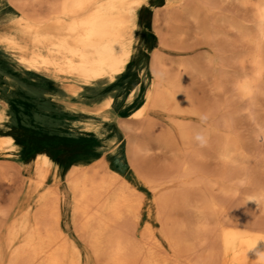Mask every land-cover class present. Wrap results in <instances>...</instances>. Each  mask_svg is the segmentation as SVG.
<instances>
[{
  "label": "bare ground",
  "instance_id": "1",
  "mask_svg": "<svg viewBox=\"0 0 264 264\" xmlns=\"http://www.w3.org/2000/svg\"><path fill=\"white\" fill-rule=\"evenodd\" d=\"M205 2L53 0L45 8L42 6L37 16H32L20 0H0V75L15 89L26 84L28 92L47 97L44 105L48 110L58 113L62 108L78 116L74 125L94 137L92 148L73 156L69 164L47 151L35 153L32 161L27 162L25 157L29 154L23 148L27 124L30 120L41 122L45 130L55 132L59 129L58 118L50 114L27 115L24 104H15L9 96L11 87L0 92V129L5 132L0 134V149H7L8 157L28 170L36 187L46 185L37 194L33 214L26 210L23 217L7 227L5 243L13 246L6 264H91L67 233L72 226L100 264H171L169 254L148 246L146 239L155 237L149 224L143 226L139 237L129 231L132 220H142L140 207L145 199L125 173L122 147L125 144L128 154V139L113 145L123 134L114 129L113 119L118 115L123 122L143 124L155 112L159 114V108H164L171 111L168 124H174L173 111L196 112V102L181 73L190 64L177 60L173 61L178 66L176 70L166 67L163 36L156 42L151 31L152 21L162 9L167 16L174 11H191L196 16L199 10L195 6ZM257 12V27L264 34V0L257 4ZM23 79L30 81L25 83ZM247 88L245 85L244 89ZM179 124L186 131L191 129L189 121ZM62 175L64 183L60 187ZM185 202L190 203L187 199ZM216 206L211 200L200 211L205 215L206 211L214 213ZM65 210L68 215L64 216ZM220 219L212 228L204 224L190 232L194 238L208 239L211 248L188 263L255 264V253L264 251V241L245 255L247 244L250 238L264 235V227L247 215L242 221L228 216L227 224ZM119 221L123 223L120 230L114 226ZM21 234V241L13 244ZM162 234L179 256L193 252V242L187 234L172 230Z\"/></svg>",
  "mask_w": 264,
  "mask_h": 264
},
{
  "label": "rangeland",
  "instance_id": "2",
  "mask_svg": "<svg viewBox=\"0 0 264 264\" xmlns=\"http://www.w3.org/2000/svg\"><path fill=\"white\" fill-rule=\"evenodd\" d=\"M51 1L20 0L23 9L32 16H37L42 6L45 8ZM210 1L195 6L199 10L196 16L191 11L190 14L188 11H174L167 16L166 10L162 9L157 13L156 20L152 21L154 40L158 42L161 34L164 39L162 51L166 67L171 71L176 70L178 66L173 61L177 60L190 64L181 73L196 102V112L173 111L174 124H168L171 111L164 108H159L160 113L155 112L143 124L123 120L118 124L123 134L113 143L115 146L125 138L128 139V154L127 149H124L125 144L122 147L125 173L134 184L132 186H138V190L143 192L145 199L140 207L142 220H132L129 231L139 237L143 226L149 224L155 237L146 239L148 246L165 255L169 254L167 257L169 259L171 256V264L193 262L198 254L205 255L210 250L208 239L202 240L190 235L197 226L207 224L212 228L217 220L221 221L220 218L227 224L225 218L228 216L242 221L244 215H247L249 220L264 227V201H261L259 208L254 201L245 203L247 194L264 188V34L257 27V4L262 0ZM22 81L29 83L30 80ZM24 85L21 84L20 89L16 90L0 75V92L11 87L13 90L9 96L15 104H24V96L30 93ZM245 85L247 89H244ZM202 115L208 116L206 122L201 121ZM181 121H189L191 129L184 130L180 125L182 123L179 124ZM3 130L0 129V134L5 133ZM197 131L207 135L206 147L201 148L194 140ZM33 137L30 135L27 138L28 150L23 143L24 151L29 154L25 157L27 162L32 161L35 153L44 151L39 149V139ZM75 144L73 137L64 144L51 142L53 153L47 152L52 156L61 155L71 152L70 148ZM6 150L0 149V264L7 263L10 247L13 246L5 243L7 227L23 217L26 210L29 215L33 214L37 194L46 186L36 187L30 180L28 170L17 160L12 161ZM63 175L59 181L60 187L64 183ZM240 179L247 181L243 190L239 189L237 183ZM153 199L156 201L153 202ZM186 199L189 204H186ZM211 200L217 203L216 210L214 213L206 211L205 215L200 208ZM220 209L222 211H218ZM67 212L64 211V216L68 215ZM114 226L120 230L123 223L119 221ZM74 229L72 226L67 233L81 248L83 256L89 257L88 262L91 264H100V260L89 254L86 240ZM166 230L187 234L193 242V252L179 256L171 250L163 238L162 233ZM17 239L13 240V244L21 241L22 234ZM204 245L208 248L205 246V249ZM197 251H201V254ZM180 259L187 261L182 263Z\"/></svg>",
  "mask_w": 264,
  "mask_h": 264
},
{
  "label": "crops",
  "instance_id": "3",
  "mask_svg": "<svg viewBox=\"0 0 264 264\" xmlns=\"http://www.w3.org/2000/svg\"><path fill=\"white\" fill-rule=\"evenodd\" d=\"M30 91L31 93L25 95L24 99L22 100V102L24 103V111L27 113V115L34 116L36 114L37 115L38 114L39 115L50 114V116L57 117L59 121V125L57 127L59 129L55 132H46L44 130V125H42L41 122H34L33 120H30V123H28L27 127H25L27 137L24 143H25L26 150H28L29 148L27 144V138H29L30 135L32 137L34 136L33 138L39 139L37 141L40 144L39 149H42L48 152L53 151L51 150L53 148L50 146L51 142L64 144V143H68L69 139L73 137L76 144L74 147L70 148L71 152H64L61 155H57L54 153L55 155L59 156V158L65 164H69L73 156L77 155L78 153H81L84 150L92 148L93 138H94L93 133L87 130H84L83 128L79 126L74 125V123L77 122V120L79 119L78 116L70 114L66 110H63L62 108L59 110L58 113L48 110L45 107L46 105L45 103L48 102L47 97L43 96L41 93H34L32 90ZM123 120L124 119H122L118 115L113 119L114 129H116L117 131L121 133L123 132H122L121 127L118 124H120V122H122ZM66 149H69V148L66 147Z\"/></svg>",
  "mask_w": 264,
  "mask_h": 264
},
{
  "label": "clouds",
  "instance_id": "4",
  "mask_svg": "<svg viewBox=\"0 0 264 264\" xmlns=\"http://www.w3.org/2000/svg\"><path fill=\"white\" fill-rule=\"evenodd\" d=\"M202 122H206L208 120L207 115H202L200 117ZM194 140L198 143V145L203 148L208 144V137L203 131H197L194 135ZM235 163V162H233ZM239 185V189L243 190L247 186V181L245 179H240L237 181ZM248 201H254L259 208L261 201H264V188L257 190L255 193H249L245 197V203ZM264 241V235H258L250 238L245 255L253 249H256L258 242ZM257 259L255 260V264H264V251H256Z\"/></svg>",
  "mask_w": 264,
  "mask_h": 264
}]
</instances>
